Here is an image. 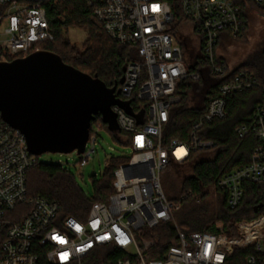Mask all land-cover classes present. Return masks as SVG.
Returning <instances> with one entry per match:
<instances>
[{
	"label": "built area",
	"instance_id": "built-area-1",
	"mask_svg": "<svg viewBox=\"0 0 264 264\" xmlns=\"http://www.w3.org/2000/svg\"><path fill=\"white\" fill-rule=\"evenodd\" d=\"M61 1L65 0H0V62L24 57L52 41L47 8ZM85 2L107 34L134 51L125 59L116 94L120 101H129L131 112L118 104L111 106L119 131L126 134L120 139L132 153L114 169L113 191L105 202H92L84 219L61 216L58 202L28 197L27 172L37 156L29 152L21 131L0 113V264H40L42 254L50 264H82L108 245L124 253L116 264H224L236 248L249 244L254 252L245 257L246 264H264V216L251 224L238 222L236 237L228 236L222 225L216 226V232L187 233L177 228L176 244L160 259L147 257L152 242L142 237L144 228L174 221L180 207L183 196L171 200L163 190L161 173L168 162H182L191 150L210 148L213 144L201 140L196 131L204 121L225 116L226 95L254 86L262 90V101L256 104L251 122L237 128V133L239 137L253 134L257 144L248 161L223 173L217 186L233 209L240 205L246 183L264 184V85L248 70L233 73L235 67L217 53L221 36L240 38L248 28L245 10L251 6L264 10V0H178L177 10L167 0ZM184 31L198 45L197 69L190 72L185 64L188 49L182 45ZM203 73L228 78L218 84L217 94L192 125L190 140L163 145L162 128L177 101L178 85L183 79L197 81ZM134 98L146 102L145 108H134ZM96 138L89 129L84 150L78 153L80 166L96 151ZM178 148L183 149L180 154Z\"/></svg>",
	"mask_w": 264,
	"mask_h": 264
},
{
	"label": "trees",
	"instance_id": "trees-1",
	"mask_svg": "<svg viewBox=\"0 0 264 264\" xmlns=\"http://www.w3.org/2000/svg\"><path fill=\"white\" fill-rule=\"evenodd\" d=\"M167 1L174 10L178 9V0ZM47 17L54 39L42 43L40 49L52 51L65 63L90 75H97L109 87L116 84L119 90L125 59L133 57L134 51L114 41L104 31L92 16L85 0L57 2L47 8ZM179 22L180 18L177 19V23ZM70 27L84 28L88 31L82 51L71 45L65 37L64 31ZM198 58L199 55L189 50L185 51V64L189 72L197 69ZM241 69L251 72L259 84L264 85V48L248 61L236 66L233 73ZM227 78L226 76L215 79L208 73H203L197 81L183 79L180 82L175 92L177 101L171 105L168 120L162 128L163 145L168 146L174 140L180 142L190 140L192 125L205 112L208 101L217 94L218 84ZM262 98V90L257 86L226 95L225 116L204 121L195 133L201 140L210 141L213 145L208 149L191 150L185 161L177 162L171 159L168 162L166 167L191 165L190 174L182 178L179 197L171 198L165 193L168 198L175 201L183 196L180 206L184 208L180 210L182 211L180 217L176 219L174 213V221L161 222L153 228L143 229V239L152 242L147 251L149 259L163 258L168 248L176 244L177 228L187 233L216 232V226L222 225L228 236L236 237L238 222L251 224L264 216V184L246 183L242 201L233 209L227 207L225 192L217 186V181L223 173L248 161L253 147L257 144L251 133L239 137L237 128L251 122L256 104L261 102ZM132 106L145 108L146 102L140 103L134 98ZM93 123L105 125L116 139L127 144L120 139V136L124 137L126 134L119 130L115 132L110 130L101 115H97L91 122L90 129ZM127 160L128 158L124 160L111 158L101 177L93 180L94 194L89 198L65 167L55 163L39 162L37 158V163L27 172V195L58 202L61 206V216L84 219L92 202H105L108 199L113 191L114 169ZM210 189L220 197L219 208L214 213L210 212L209 206L205 203ZM253 252V244L236 248L227 256L224 264H246L245 257ZM123 256L122 250L108 245L95 250L82 264H116ZM40 264H50L43 254Z\"/></svg>",
	"mask_w": 264,
	"mask_h": 264
},
{
	"label": "water",
	"instance_id": "water-1",
	"mask_svg": "<svg viewBox=\"0 0 264 264\" xmlns=\"http://www.w3.org/2000/svg\"><path fill=\"white\" fill-rule=\"evenodd\" d=\"M123 77L119 84H122ZM116 84L109 87L65 63L49 50L0 62V113L5 122L21 131L28 150L83 152L91 122L101 115L109 129L118 131L111 106L131 112L129 101H120Z\"/></svg>",
	"mask_w": 264,
	"mask_h": 264
},
{
	"label": "rangeland",
	"instance_id": "rangeland-1",
	"mask_svg": "<svg viewBox=\"0 0 264 264\" xmlns=\"http://www.w3.org/2000/svg\"><path fill=\"white\" fill-rule=\"evenodd\" d=\"M245 14L248 15V28L245 35L241 38H233L223 34L217 47V53L224 58L231 68L248 61L264 48V11L251 6L245 10ZM184 30L188 31V26H185ZM185 31L181 33L183 36V47L197 54L198 45L194 43L196 38L185 34ZM87 32L84 28L70 27L64 31V34L71 45L82 51L88 37ZM92 130L97 137L96 151L85 166L79 165V154L76 151L69 153L45 152L37 155L39 162L62 163L70 174L74 176L78 186L89 198H92L94 194L93 180L101 177L110 159L114 157L124 160L132 153L131 148L116 139L105 125L99 126V123H93ZM190 172L191 165L166 167L161 173V181L165 193L171 198L179 197L182 178L190 174ZM210 190L205 203L209 206L210 212L214 213L219 208L220 197L212 189ZM183 208L180 206L175 212V219L180 217L182 212L180 210Z\"/></svg>",
	"mask_w": 264,
	"mask_h": 264
},
{
	"label": "bare ground",
	"instance_id": "bare-ground-1",
	"mask_svg": "<svg viewBox=\"0 0 264 264\" xmlns=\"http://www.w3.org/2000/svg\"><path fill=\"white\" fill-rule=\"evenodd\" d=\"M182 150H183L182 148H178V149L176 150V153H177V154H180V152H181Z\"/></svg>",
	"mask_w": 264,
	"mask_h": 264
}]
</instances>
